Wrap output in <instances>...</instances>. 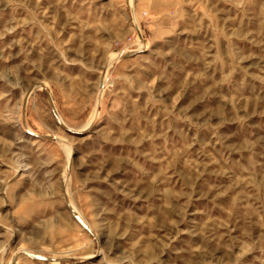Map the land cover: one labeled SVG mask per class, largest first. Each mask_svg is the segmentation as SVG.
I'll return each instance as SVG.
<instances>
[{"label":"rangeland","instance_id":"374dc122","mask_svg":"<svg viewBox=\"0 0 264 264\" xmlns=\"http://www.w3.org/2000/svg\"><path fill=\"white\" fill-rule=\"evenodd\" d=\"M0 264H264V0H0Z\"/></svg>","mask_w":264,"mask_h":264},{"label":"water","instance_id":"95a60500","mask_svg":"<svg viewBox=\"0 0 264 264\" xmlns=\"http://www.w3.org/2000/svg\"><path fill=\"white\" fill-rule=\"evenodd\" d=\"M71 161H72V158H71ZM70 166H71V162H70Z\"/></svg>","mask_w":264,"mask_h":264}]
</instances>
